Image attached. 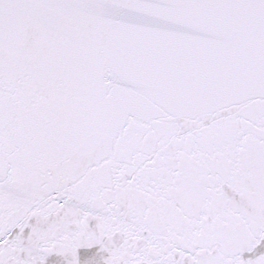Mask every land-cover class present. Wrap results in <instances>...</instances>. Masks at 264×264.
<instances>
[{"label": "snow or ice", "instance_id": "6c2138e0", "mask_svg": "<svg viewBox=\"0 0 264 264\" xmlns=\"http://www.w3.org/2000/svg\"><path fill=\"white\" fill-rule=\"evenodd\" d=\"M0 264H264V0H0Z\"/></svg>", "mask_w": 264, "mask_h": 264}]
</instances>
